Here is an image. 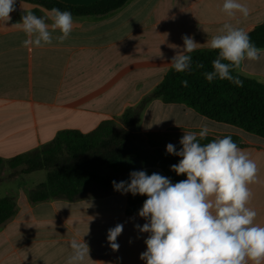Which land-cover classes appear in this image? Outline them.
<instances>
[{"label":"crops","instance_id":"1","mask_svg":"<svg viewBox=\"0 0 264 264\" xmlns=\"http://www.w3.org/2000/svg\"><path fill=\"white\" fill-rule=\"evenodd\" d=\"M59 1L82 5L96 0ZM241 2L250 10L246 18L239 13L227 17L221 11L223 0H128L105 14L73 16L68 39L59 42L57 30L51 44L30 52L22 44L26 35L14 23L27 11L42 17L51 10L16 0L11 21L0 24V159L49 144L62 131L87 134L106 120L119 124L125 110L162 81L183 36L197 42L196 51L209 50L208 41L224 23L247 32L264 23V0ZM260 50L258 61L245 60L235 71L264 83V48ZM202 126L215 139L235 136L256 163L248 206L257 212L256 223L264 226V137L161 98L146 103L135 134L141 146L166 148L178 144L184 132L199 133ZM3 167L0 174L7 169ZM137 170L167 177L158 167ZM128 178L126 174L117 182ZM46 180L47 171L37 170L0 182V198L13 196L16 201L14 215L0 224V264H66L73 238L89 246L85 264H144L140 254L148 234L135 225L145 223L137 214L145 196L112 188L75 200L32 202L30 190ZM117 224L123 231L116 240L119 248L113 250L107 235Z\"/></svg>","mask_w":264,"mask_h":264},{"label":"clouds","instance_id":"2","mask_svg":"<svg viewBox=\"0 0 264 264\" xmlns=\"http://www.w3.org/2000/svg\"><path fill=\"white\" fill-rule=\"evenodd\" d=\"M15 9L16 0H0V24L11 21ZM221 11L229 18L250 14L241 0H223ZM14 27L26 35L22 44L31 52L51 44L57 30L59 42L68 39L74 21L70 11L53 8L42 17L27 11ZM182 39V47L171 59L172 69L179 73L191 71L190 54L197 48L191 37ZM207 46L218 52L212 70L203 74L209 83L219 79L242 86L232 71L245 60L261 58L248 32L231 23H224ZM181 83L187 86L186 80ZM207 136L208 128L202 126L199 133L184 132L179 149L172 143L166 145L168 154L180 157L171 170L184 174V180L173 183L159 173L133 170L128 180L112 181L121 194L146 197L137 213L145 223L135 225L140 233L148 234L146 250L140 254L144 264H264V226L256 223L257 212L248 206L257 165L230 136L201 143ZM122 231V224L108 230L113 250L119 248L116 240ZM69 245L72 252L66 264H85L90 256L88 244L73 238Z\"/></svg>","mask_w":264,"mask_h":264},{"label":"trees","instance_id":"3","mask_svg":"<svg viewBox=\"0 0 264 264\" xmlns=\"http://www.w3.org/2000/svg\"><path fill=\"white\" fill-rule=\"evenodd\" d=\"M48 10H67L72 16L105 14L123 6L128 0H96L90 4L73 5L59 0H24ZM252 42L264 48V23L248 32ZM217 50H199L191 53V71L179 73L172 66L156 88L137 106L128 108L120 118L121 128L112 120L103 121L95 130L83 134L70 130L58 133L55 139L40 148L0 159L11 180L23 173L47 171V180L32 188V202L62 198L75 200L94 192L109 191L112 181L144 167H158L173 183L184 180L171 165L180 157L168 154L166 148L148 149L131 142V134L147 102L161 98L165 102H180L194 108L204 116L225 124L235 125L247 132L264 137V83L232 71L242 86L228 80L216 79L209 83L204 73L212 70ZM203 65V67H199ZM187 81V86L181 82ZM239 144L235 136H230ZM215 138L207 136L201 143ZM177 149L181 147L176 144ZM93 187L95 191H90ZM16 209L13 196L0 198V224L10 219Z\"/></svg>","mask_w":264,"mask_h":264},{"label":"rangeland","instance_id":"4","mask_svg":"<svg viewBox=\"0 0 264 264\" xmlns=\"http://www.w3.org/2000/svg\"><path fill=\"white\" fill-rule=\"evenodd\" d=\"M121 126H122L121 123L117 124V128H121ZM130 138H131V142H133V143L135 144V146H137V147H142L141 145L137 144V139H136L135 129H134V131L132 132ZM4 167H5V166H4ZM4 167H3V168H4ZM7 172H8V173H7ZM8 174H9V170H8V169H4V171L0 174V177H1V178H4V177L8 176ZM118 179H119V178H118ZM116 181H117V180H116ZM95 190H96V188L93 187L90 191H95Z\"/></svg>","mask_w":264,"mask_h":264}]
</instances>
